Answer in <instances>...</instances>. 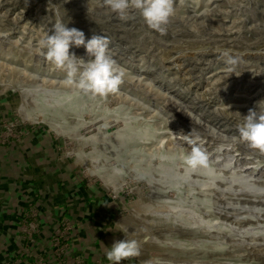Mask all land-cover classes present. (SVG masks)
Returning a JSON list of instances; mask_svg holds the SVG:
<instances>
[{
	"label": "rangeland",
	"instance_id": "rangeland-1",
	"mask_svg": "<svg viewBox=\"0 0 264 264\" xmlns=\"http://www.w3.org/2000/svg\"><path fill=\"white\" fill-rule=\"evenodd\" d=\"M174 8L161 35L138 10L120 20L104 0H0V182L19 185L20 199L0 264H111L106 247L125 238L141 255L122 264H264V153L237 131L264 101V0ZM56 22L86 41L109 38L124 70L117 93L86 95L46 61L39 41ZM225 50L241 58L236 75ZM69 51L91 59L84 46ZM186 136L199 137L211 171H186ZM55 181L70 201L87 198L76 209L87 222L46 213ZM24 212L42 215L36 242L15 238Z\"/></svg>",
	"mask_w": 264,
	"mask_h": 264
},
{
	"label": "clouds",
	"instance_id": "clouds-1",
	"mask_svg": "<svg viewBox=\"0 0 264 264\" xmlns=\"http://www.w3.org/2000/svg\"><path fill=\"white\" fill-rule=\"evenodd\" d=\"M174 3L175 0H104V5L120 20L130 18V9L138 10L148 28L161 35L166 34L167 25L175 14ZM51 32L52 34L47 33L39 41L40 54L56 69L66 73V84L74 85L81 92L92 97H107L119 91L123 83L124 70L108 55L110 45L108 37L103 34H93L86 41L83 31L75 27L69 28L63 22L52 24ZM72 45L84 46L91 59L85 61L75 53H70L69 49ZM220 58L228 66L227 70L235 74L241 58L227 50L220 54ZM261 103L264 101L248 110L237 131L239 139L249 148L264 153V111L257 110ZM186 139L190 145V151L184 157L186 171L189 174L201 169L211 171L209 154L198 143L199 137L186 136ZM106 249L105 255L111 264H122L123 261L141 255L140 243L136 239L118 240Z\"/></svg>",
	"mask_w": 264,
	"mask_h": 264
},
{
	"label": "crops",
	"instance_id": "crops-1",
	"mask_svg": "<svg viewBox=\"0 0 264 264\" xmlns=\"http://www.w3.org/2000/svg\"><path fill=\"white\" fill-rule=\"evenodd\" d=\"M1 183V182H0ZM61 188L62 191H59L58 194H56V189ZM30 189V188H29ZM50 192L55 191V195H51L48 199L45 197L41 199V201L44 203L45 206V211L46 213H49L52 215L53 213H63L65 210H67V214L72 215V217H77L78 219L75 218L76 220H81L83 222H87L89 217L92 215L88 212L81 211L78 213L76 210L77 208H89L88 200L86 197H78L77 199L75 196H72L73 199L70 201V194L72 192L70 190H67V187L59 186V182H48V188ZM65 190V191H64ZM19 191V185H16V183H11V187H8L5 184H0V258L5 257V252L7 249L10 251L13 249L14 244H10V241L12 240L11 237H9L8 241H6V237L8 236V233L13 232L14 229V223L16 221V218L18 216V211L17 205L19 204V197L16 196ZM76 191V190H75ZM49 193V192H48ZM70 193V194H69ZM75 194V193H74ZM82 195V192H81ZM53 197V198H51ZM80 199V200H79ZM70 205H73V209H71ZM91 206V205H90ZM78 213V214H75ZM75 215V216H73ZM4 253V254H3Z\"/></svg>",
	"mask_w": 264,
	"mask_h": 264
},
{
	"label": "built area",
	"instance_id": "built-area-1",
	"mask_svg": "<svg viewBox=\"0 0 264 264\" xmlns=\"http://www.w3.org/2000/svg\"><path fill=\"white\" fill-rule=\"evenodd\" d=\"M23 216H24V224H22L21 229L19 231V234H18V236H15V238H16V240H18L19 243L20 242L23 243L24 240L21 239L22 237H23V239H29L30 242H36L38 239L37 234H36L38 232L37 227H38L39 223H41V221H39V219L42 218V215L39 212H37V213L31 212L30 214H28L27 212H24ZM27 218H31L30 222H28V223H27ZM62 233H64V232H62ZM33 234H34V237H33ZM58 236L54 239L55 242H54V244H52L53 246H57V244H59V242H60V239L62 241L66 238L64 236V234H62L59 237ZM56 250H57V248H56ZM61 254H64V256H65V255H67V252H65V253L62 251L56 252V255L58 257H60ZM75 263L76 264H82L83 260L77 259Z\"/></svg>",
	"mask_w": 264,
	"mask_h": 264
},
{
	"label": "bare ground",
	"instance_id": "bare-ground-1",
	"mask_svg": "<svg viewBox=\"0 0 264 264\" xmlns=\"http://www.w3.org/2000/svg\"><path fill=\"white\" fill-rule=\"evenodd\" d=\"M118 240H122V239H116V241H118Z\"/></svg>",
	"mask_w": 264,
	"mask_h": 264
}]
</instances>
